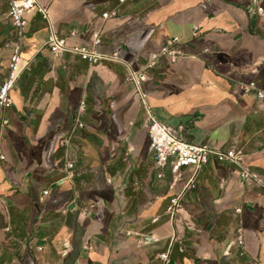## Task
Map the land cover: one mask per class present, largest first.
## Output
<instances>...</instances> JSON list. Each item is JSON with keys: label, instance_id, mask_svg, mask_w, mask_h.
Wrapping results in <instances>:
<instances>
[{"label": "crops", "instance_id": "obj_1", "mask_svg": "<svg viewBox=\"0 0 264 264\" xmlns=\"http://www.w3.org/2000/svg\"><path fill=\"white\" fill-rule=\"evenodd\" d=\"M38 2L48 17L25 16L21 58L30 65L0 119V153L8 159L0 161L8 203L0 207V264H264V185L244 183L237 165L216 157L183 198V242L172 240L167 211L195 168L176 181L169 166L159 179L147 118L126 80L128 71L142 72L141 91L160 122L185 126L195 145L243 152L264 183V102L241 89L256 83L264 92V16H251L253 0ZM113 11L117 18L103 19ZM8 16L0 0V88L16 36ZM97 32L96 52L118 61L91 65L48 50L53 34L76 33L75 43L91 46ZM172 40L183 58L162 57L145 71L150 54ZM66 162L75 165L73 177ZM239 227L246 254L234 247L227 255ZM167 252L169 262L161 258Z\"/></svg>", "mask_w": 264, "mask_h": 264}, {"label": "built area", "instance_id": "obj_2", "mask_svg": "<svg viewBox=\"0 0 264 264\" xmlns=\"http://www.w3.org/2000/svg\"><path fill=\"white\" fill-rule=\"evenodd\" d=\"M9 5V20L12 26L16 30V36L14 40L7 44L6 48L13 49V55L10 59L9 74L5 79L2 87L0 88V119L4 110L10 109L13 106L11 99V93L15 89V86L20 79V76L24 70L29 67V63H25L21 58L22 47L26 40V28L27 21L25 16L33 10H37L43 17H48V9L41 6L38 0H5ZM126 0H120L121 4H124ZM251 16L260 15L264 16V7L261 4V0H253L252 7L250 8ZM118 11H113L103 15L104 20L117 18ZM200 31H197L199 34ZM76 33H72L69 38H59L56 35H51L47 43L50 54L59 59L65 54H72L80 57L83 61L88 62L91 65L98 64L103 61H118L117 55L112 57H105L96 52L95 48L101 45L102 37L101 33L97 32L93 35L91 46L75 43L74 38ZM178 41H169L168 45L161 49L159 53H152L149 56L146 70L155 68L162 57L168 58L173 64H177L182 58L183 53L177 47ZM143 73H135L128 71L126 78L128 83H131L137 90L139 95L140 104L144 110L147 120H145L144 127L146 128L151 142V152L155 156V165L160 173L159 179L165 177L164 170L169 166L172 169L173 175L177 180L182 177V170L184 168L193 167L195 172L192 175L190 181L185 187L182 194L174 197L168 208L167 213L170 215L171 220L175 227V232L172 236L174 242H183L181 233V226L179 223V214L183 208L184 196L195 190L197 185V178L202 168L209 164L212 157L218 158L220 162H229L237 165L240 168V174L244 183L248 185H264L259 175L253 172L247 165H245V155L243 152L238 151L236 148L224 153L210 146H200L189 142L186 138L185 126L178 128L166 125L159 121L155 115L154 109L148 102V97L141 91V80ZM241 89L249 96L256 95L260 101L264 102V92L258 89L256 83L251 85H241ZM80 111H85V105L82 104ZM3 126H8V121H3ZM80 129L84 128V125L78 122ZM62 146L68 145V139L61 142ZM0 161L7 162V156L5 153H0ZM75 165L72 162H66L63 169L67 173L68 177H73L70 172L74 169ZM47 193V192H46ZM0 207L7 209V201L0 195ZM237 214L242 213V209L236 210ZM159 218L156 219L158 221ZM9 230V228H8ZM246 241L245 230L243 227L237 229L236 237L231 241L228 246L227 255H231V251L234 247H239L241 255L246 254ZM41 249V247L39 248ZM86 250H91V244L86 243ZM161 258L164 261L169 262V252L162 254Z\"/></svg>", "mask_w": 264, "mask_h": 264}]
</instances>
